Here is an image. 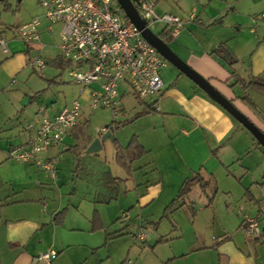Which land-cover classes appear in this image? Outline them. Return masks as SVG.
<instances>
[{
	"label": "crops",
	"instance_id": "0c3cea01",
	"mask_svg": "<svg viewBox=\"0 0 264 264\" xmlns=\"http://www.w3.org/2000/svg\"><path fill=\"white\" fill-rule=\"evenodd\" d=\"M146 1L153 2L160 15L173 14L187 18L190 13L195 14V19L187 21L176 37L165 38L167 43L161 38L166 29L164 23L161 32L155 34L161 36L181 60L208 79L261 129V112L264 109L254 101L251 92L263 96L264 93L247 84L252 80L264 81V18L261 17L264 0ZM2 4L0 1V34L8 38L9 52L0 48V264H125L126 260L113 250L114 245L121 243V239L132 232L137 236L142 222L155 233L156 240L160 239V234L149 225L156 224L152 219L155 218L153 206L161 198L160 205L165 208L161 218L168 216V213L176 214L172 208L184 206L185 203L180 205L179 201L193 192L198 195L201 204L194 212L193 207L191 210L188 208L194 217V226L201 217L216 222L221 218L219 207L226 204L224 219H228L229 223L241 221L238 230L222 225L217 231L218 238L214 235L216 229L208 230L205 243L191 242L190 249L185 251L173 246L174 242L158 243L156 249L160 245H169V248L164 253L155 254L151 264H264L262 229L259 235L245 236L248 217L257 218L259 224L264 219L263 205L257 210H248V198L251 201L259 199L252 186L245 184L248 177L246 128L173 64V68L167 63L161 70L164 88L159 96L143 100L131 92L126 84H122L116 118L110 109H91V88L83 90L80 87L78 93L83 110L79 123L64 138L60 147L41 154V159L59 156L55 178L34 163L16 160L12 153L29 148L34 138L35 131L28 130L26 126L37 116L40 107L46 106L45 114L54 117L69 105H56L58 101L53 94L43 102L44 95L28 87L30 77H27V71L32 68L30 61L35 57V51L40 52V48L46 46L42 33L52 34L54 26L52 32L48 31L44 14L34 16L42 19L41 41L30 48L14 39L11 32V29L25 22L15 27L7 25ZM59 44L55 47L58 48ZM221 46L225 49L219 50ZM46 64L49 65L48 62ZM62 71H67V68ZM237 87L242 88L243 96L234 94L233 90ZM148 105H153L157 112L137 117ZM94 111L107 112L108 119L99 122L102 128H108L114 121L130 120L114 133V138L123 147L136 138L145 155L132 163L131 173H128L117 163V147L113 143L118 166L116 175L113 174L118 182L115 185L118 190L114 187L117 193L110 192V188L93 185L81 197L83 199H79L77 189L68 193L63 188L55 190L52 179H56L62 171L61 157L65 151L73 150L78 144L77 128L86 126L89 119L94 117ZM100 135H93L88 145ZM91 157L101 164L92 169L97 172L94 178L104 180L110 172L108 161L99 159V154ZM82 158L80 155L76 159L74 172L78 175L82 170ZM236 166L241 170L238 177L231 171ZM226 171L238 179L243 187L238 202L231 191L226 192L229 196L223 199L225 203L218 204L216 199L210 202L212 190L204 192L199 184H194L185 197L177 198L185 180L195 174L199 173L207 180L213 176L218 183L217 176ZM113 180L108 178L107 182L112 183ZM120 201V210L130 211L127 220L122 215L127 222L125 225L116 224L120 220L119 211L113 219H107L114 213L109 209L111 205ZM188 201H185L187 207L192 206L190 202L198 206L196 198H189ZM78 213H84V225L79 224L81 218ZM109 230L117 231L113 233ZM175 234L176 238L183 236ZM51 250L57 252L55 259H40L42 254ZM134 251L140 253L133 245L129 252Z\"/></svg>",
	"mask_w": 264,
	"mask_h": 264
},
{
	"label": "built area",
	"instance_id": "2783aa9c",
	"mask_svg": "<svg viewBox=\"0 0 264 264\" xmlns=\"http://www.w3.org/2000/svg\"><path fill=\"white\" fill-rule=\"evenodd\" d=\"M138 12L147 25L162 22L172 37H176L187 21L195 19L190 13L187 18L179 15H160L155 4L146 0H133ZM45 10L47 30L63 24L61 42L58 48L73 81L82 89L91 88L89 106L93 110L110 109L114 118L120 106L119 90L122 84L140 99L159 96L164 88L161 70L167 62L159 51L147 41L142 31L128 18L118 0H40ZM264 18V13L261 14ZM41 17L11 29L13 38L27 46L34 47L41 41ZM0 48L9 52L8 38L0 34ZM30 66L42 69L46 62L38 55L31 59ZM82 90V92H83ZM83 104L75 99L54 117L45 114L46 106H41L37 116L27 123L28 130L35 131L29 148L12 153L21 162H31L46 170L55 178L59 156L41 159V154L60 147L64 138L71 133L82 117ZM107 127L99 129L105 134ZM123 218H129L128 213ZM248 235H259L261 227L257 218L248 217L245 222ZM137 239L145 241L143 231ZM57 252L51 250L40 256L42 260H53ZM130 263V262H129Z\"/></svg>",
	"mask_w": 264,
	"mask_h": 264
},
{
	"label": "rangeland",
	"instance_id": "374dc122",
	"mask_svg": "<svg viewBox=\"0 0 264 264\" xmlns=\"http://www.w3.org/2000/svg\"><path fill=\"white\" fill-rule=\"evenodd\" d=\"M11 4L10 10L5 11L3 13L4 21L7 25L10 26H17L21 22H26L30 19H32L34 16L41 14H45L44 8L40 5L39 0H8ZM13 2V4L11 2ZM3 5V4H2ZM4 8V5H3ZM44 23V22H43ZM150 29L154 33H159L161 30L165 27V25L161 22H152L149 23ZM63 29V24L58 23L54 25V32L52 34H44L42 33V40L46 44L45 47L40 48L39 51H35L36 53L33 54V56L40 55L45 62L51 59H55L57 56L61 55L60 50L55 47L56 44L60 43L61 38V32ZM49 36V37H48ZM48 39V42H47ZM42 43V42H41ZM171 48V47H170ZM171 68H173V65L168 61L167 62ZM28 75L27 77H30V81L28 82V87L30 89L38 90L41 94L44 96L42 97L43 102H46L47 96L50 94L54 95L55 98H57V104L59 106H65L70 105L73 100L79 99V88L81 87L79 84L75 83L73 81V78L69 75L68 71H62L61 69H57L52 67L51 65H47L39 70H33V68L28 69ZM52 81H55V84H52ZM26 85V82H25ZM234 94L236 96H243V90L241 87L234 88L233 90ZM252 97L254 101H256L259 106H261L264 109V96L256 93L254 91L251 92ZM262 118L261 121L263 122L261 124V129L264 132V112L262 111ZM94 117L90 118L87 122L86 126H79L77 128L78 132V144L75 145L73 150L65 151L62 159V171L59 173L58 177L56 179H52V183L54 185V189L58 190L59 188H63L64 192L71 191L74 192V189H77L79 191V199L81 198L84 193L93 185L99 186L100 188H110V192L117 193V191L114 189V187L118 190V187L115 186L118 184L117 180L115 179L116 171L118 169V166L115 162V146L113 145V141L106 140L103 144V147L100 151L95 153H88L86 151V147H89L88 143L92 139V136L95 134H102L96 131V129H101L102 124L101 122L104 119H108L107 112L105 113H96L93 112ZM107 127V126H105ZM247 131L248 134V177L246 178L245 184L248 186H252V191H254L257 195V198L259 201H251L248 198V210H257L262 205L264 206V147L258 143V141L255 139V137L252 135L250 131ZM103 135V134H102ZM100 135V136H102ZM88 145V146H87ZM95 154H99V159L107 160L110 172L107 173L104 177V180H96L95 174L97 172L93 171L92 169L94 167H100L101 164L96 160L94 161L93 157ZM82 156V165H81V174L78 175L74 172L76 168V159L79 156ZM94 162H97L95 165H93ZM231 171L235 174L236 177L240 176L241 170L236 166L231 168ZM95 173V174H94ZM114 174V175H113ZM108 178H113L114 180L112 183L107 182ZM218 179V191L215 194L216 200H218V204H221V202L225 203L224 198L229 196L226 192L231 191L233 192L234 199L236 202H238L241 199L243 187L240 184V181L236 179L233 175H228V172L221 173L219 176H217ZM103 182V183H102ZM94 183V184H93ZM115 183V184H114ZM248 183V184H247ZM214 193L211 192V196ZM69 195V194H66ZM81 195V196H80ZM61 196V195H60ZM72 196V195H71ZM195 192L191 193L187 196V198L180 200L179 204H184V206H175L172 208V212H177L176 214L168 213V216H164V218H161L163 215V211L165 210L164 206L162 207L160 204V200L153 206V214L155 218H152L154 221H156V224L150 223L152 227L156 229V232L160 234V239L157 242L155 233L151 230V228L146 227L143 222L140 227V230L145 232L147 235L148 242L141 241L137 239V236L132 232L131 234L125 235L121 240H123L121 243H118L114 245L113 250L118 252L119 257L124 258V263L128 264L130 261L131 264H151V261L154 259L155 254L159 252H166V250L169 248V245H163L158 246V248H155V245L160 243H167L168 242H174L173 246H177L181 249V251H185L186 249H190V243L194 241H199V243H205L208 236V230L213 231L216 229L215 237L218 238V230L221 229L222 225H226L232 230L234 227L238 230V226L240 225L241 221H233L228 222V219H224V213L223 209H227V205L224 204L222 207H219L220 212V219H218L216 222H211L208 220H205L204 217H201L199 219V222H196V225H193V216L188 211V208L191 210V207H193V212L201 205L200 200L197 197ZM104 197V196H100ZM122 198V197H121ZM196 198V202L198 203V206H196V203L190 202V207H187L189 203L188 199ZM186 201V202H185ZM121 201L119 203H113L111 207L109 208L111 211H114V213L107 216V219H113L114 215H117L118 211L120 213V220L116 221V224L119 223V225H125L127 222L124 221L122 218L123 213L127 212L130 214L129 210H120ZM244 205L242 204V207ZM85 207V205H83ZM195 207V208H194ZM234 208V207H233ZM173 209L175 211H173ZM241 209V207H240ZM196 210V211H197ZM80 215V221L79 224L84 225L85 224V216L84 213H78ZM195 214V213H193ZM131 216V215H130ZM193 217V218H192ZM204 218V219H203ZM116 219V218H115ZM131 220V219H130ZM260 227L262 229L263 235H264V219L260 220ZM209 222V223H206ZM111 224V222H110ZM215 224L214 227H212ZM118 225V226H119ZM138 230V232L140 231ZM117 230H109V232H113ZM243 232V231H242ZM114 233V232H113ZM183 234L181 238H176L177 234ZM221 233V232H220ZM244 233V232H243ZM176 236V237H175ZM245 236L247 237H254L256 235H248L245 233ZM172 237V238H171ZM216 240V239H215ZM135 246L138 250H140V253L129 252V248L131 246ZM113 246V245H112ZM261 246H264V236L261 238ZM154 249L157 251L154 252ZM217 249V248H213ZM264 259V258H263Z\"/></svg>",
	"mask_w": 264,
	"mask_h": 264
},
{
	"label": "water",
	"instance_id": "95a60500",
	"mask_svg": "<svg viewBox=\"0 0 264 264\" xmlns=\"http://www.w3.org/2000/svg\"><path fill=\"white\" fill-rule=\"evenodd\" d=\"M128 18L142 31L144 38L149 41L159 53L192 79L199 87H201L214 101L221 105L228 113H230L238 122H240L248 131L252 133L260 145L264 147V132L254 124L235 104L224 96L212 83L200 75L198 72L188 66L181 60L175 52L147 25L136 8L133 0H118ZM106 140H114V133L108 130L105 134L97 137L87 148L88 153H95L102 149Z\"/></svg>",
	"mask_w": 264,
	"mask_h": 264
},
{
	"label": "trees",
	"instance_id": "16d2710c",
	"mask_svg": "<svg viewBox=\"0 0 264 264\" xmlns=\"http://www.w3.org/2000/svg\"><path fill=\"white\" fill-rule=\"evenodd\" d=\"M0 1L3 3L5 11L12 9L11 4L9 3L8 0H0ZM163 36H164V38H163ZM171 37L172 36H171L170 31L166 27L161 38L165 41V38L169 39ZM165 42L167 43V41H165ZM221 49H225V47L221 46V48L219 50H221ZM47 62L49 65H51L57 69H61V70H65L67 67H69L71 65L70 61L64 60L62 58L51 59V60H48ZM247 86L248 87H257L264 93V81L252 80V81H250V83L247 84ZM156 112H157V109L153 105H148L142 112L137 114V117L142 116V115L156 113ZM129 122H130V120H126V121H122V122L114 121V122H112L111 125L108 126V129L111 130L113 133H115L117 130L124 127ZM113 143L116 144V147H117V155H116L117 163L121 167H123L128 173H131L132 163L135 160L143 157L145 155V151L143 150L142 146L140 145V143L138 142V140L136 138H132L127 147H123L122 145H120L116 138H114ZM194 184H199L201 189L204 192H206L208 189H211L214 194L209 197V201L210 202L214 201L215 194L218 191V183H217L216 179L213 176L211 177V179H208V180L204 179L201 176V174H199V173H197L193 177L185 180L181 190L178 193L177 198H183L186 195H188V193L191 191L192 186ZM175 201L176 200H174L173 203Z\"/></svg>",
	"mask_w": 264,
	"mask_h": 264
}]
</instances>
